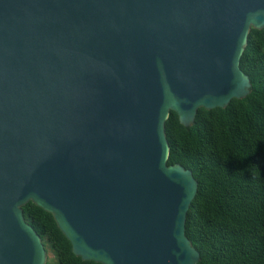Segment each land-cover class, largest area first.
I'll list each match as a JSON object with an SVG mask.
<instances>
[{"label": "water", "instance_id": "obj_1", "mask_svg": "<svg viewBox=\"0 0 264 264\" xmlns=\"http://www.w3.org/2000/svg\"><path fill=\"white\" fill-rule=\"evenodd\" d=\"M250 29L264 0H0V264H45L27 203L81 261L197 264L164 123L249 94Z\"/></svg>", "mask_w": 264, "mask_h": 264}, {"label": "trees", "instance_id": "obj_2", "mask_svg": "<svg viewBox=\"0 0 264 264\" xmlns=\"http://www.w3.org/2000/svg\"><path fill=\"white\" fill-rule=\"evenodd\" d=\"M238 67L250 85L244 99L198 109L188 128L172 112L164 123L166 164L197 186L184 221L197 264H264V29H250ZM21 213L51 255L45 264H96L71 254L48 213L31 203Z\"/></svg>", "mask_w": 264, "mask_h": 264}, {"label": "rangeland", "instance_id": "obj_3", "mask_svg": "<svg viewBox=\"0 0 264 264\" xmlns=\"http://www.w3.org/2000/svg\"><path fill=\"white\" fill-rule=\"evenodd\" d=\"M51 259V255L50 254H46V260H45V262L46 261H49Z\"/></svg>", "mask_w": 264, "mask_h": 264}]
</instances>
